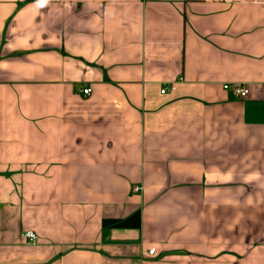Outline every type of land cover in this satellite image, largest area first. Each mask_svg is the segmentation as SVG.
Wrapping results in <instances>:
<instances>
[{"label": "crops", "instance_id": "obj_1", "mask_svg": "<svg viewBox=\"0 0 264 264\" xmlns=\"http://www.w3.org/2000/svg\"><path fill=\"white\" fill-rule=\"evenodd\" d=\"M0 264H264V0H0Z\"/></svg>", "mask_w": 264, "mask_h": 264}, {"label": "built area", "instance_id": "obj_2", "mask_svg": "<svg viewBox=\"0 0 264 264\" xmlns=\"http://www.w3.org/2000/svg\"><path fill=\"white\" fill-rule=\"evenodd\" d=\"M173 88V87H172ZM224 88H232L234 92L239 96V97H247L250 93V88L246 84H225ZM169 89L168 86H165L161 92L165 93L166 90ZM81 92L87 96H89L92 93V88L90 86H87L81 90ZM139 188H136L138 190ZM25 237H27L30 241H34L38 238L37 234L35 232L29 231L25 233ZM155 252V249L149 250V253L153 255Z\"/></svg>", "mask_w": 264, "mask_h": 264}]
</instances>
